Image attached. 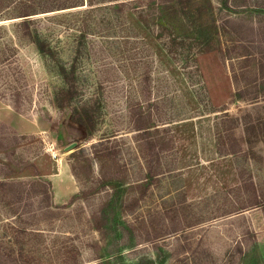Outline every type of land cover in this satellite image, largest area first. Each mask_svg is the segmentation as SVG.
Listing matches in <instances>:
<instances>
[{
  "label": "rangeland",
  "instance_id": "1",
  "mask_svg": "<svg viewBox=\"0 0 264 264\" xmlns=\"http://www.w3.org/2000/svg\"><path fill=\"white\" fill-rule=\"evenodd\" d=\"M80 1L0 2V264H264V0Z\"/></svg>",
  "mask_w": 264,
  "mask_h": 264
},
{
  "label": "trees",
  "instance_id": "2",
  "mask_svg": "<svg viewBox=\"0 0 264 264\" xmlns=\"http://www.w3.org/2000/svg\"><path fill=\"white\" fill-rule=\"evenodd\" d=\"M1 1L2 0H0V2ZM78 1L79 0H64L63 3H65V4H63V5H67V6L61 7L59 11L69 10V9H72V8H75V7H78V6H85V8H87L89 6V3L88 2H83V1L78 2ZM29 7L30 6H24V7H22L23 8L22 9V11H23L22 12V15L21 16H18V17H23V19L21 20V22L18 23L17 26H21V27L23 26L24 27V31H26L24 33L25 37H27L29 40H33V42L36 44V46H38V49L40 51H43L42 48L39 46V43L40 42L38 41V38H36L35 36H32L30 34V32H28L29 31L28 30V26H29V23L31 21L30 18H28V17H29V15L35 14V13H29L28 12L29 11L28 10ZM50 12L52 13V12H57V11H47L45 13H50ZM89 12L90 11H87V13H89ZM36 15H38V14H36ZM33 16H35V15H33ZM11 20H19V18H14V19H11ZM81 34H82V32H81ZM1 139L7 140L8 138H6V137L3 136V138H1ZM43 182L47 186L50 185L49 182H46V181H43ZM19 184H21V183H19V182H13V181H1L0 180V188H3V187H10V188L11 187H14V188H17L18 189V188H21L20 186H18ZM110 207H113V204L111 202H110V204L106 203L105 205L102 206V211L103 212H106L108 208L110 209ZM149 264H152V263L150 262Z\"/></svg>",
  "mask_w": 264,
  "mask_h": 264
},
{
  "label": "water",
  "instance_id": "3",
  "mask_svg": "<svg viewBox=\"0 0 264 264\" xmlns=\"http://www.w3.org/2000/svg\"><path fill=\"white\" fill-rule=\"evenodd\" d=\"M73 147H74V144H71L70 146H68L67 150Z\"/></svg>",
  "mask_w": 264,
  "mask_h": 264
}]
</instances>
